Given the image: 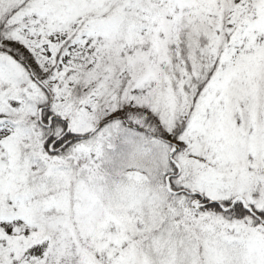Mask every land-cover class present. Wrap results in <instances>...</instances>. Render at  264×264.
Listing matches in <instances>:
<instances>
[{
	"label": "snow or ice",
	"instance_id": "snow-or-ice-1",
	"mask_svg": "<svg viewBox=\"0 0 264 264\" xmlns=\"http://www.w3.org/2000/svg\"><path fill=\"white\" fill-rule=\"evenodd\" d=\"M0 264H264V0H0Z\"/></svg>",
	"mask_w": 264,
	"mask_h": 264
}]
</instances>
